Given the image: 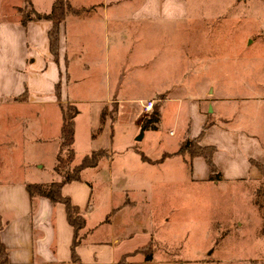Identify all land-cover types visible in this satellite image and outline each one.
I'll return each mask as SVG.
<instances>
[{
    "label": "rangeland",
    "instance_id": "1",
    "mask_svg": "<svg viewBox=\"0 0 264 264\" xmlns=\"http://www.w3.org/2000/svg\"><path fill=\"white\" fill-rule=\"evenodd\" d=\"M47 2L38 0V5L46 9ZM193 5L186 21L162 20L138 30L127 27L114 53L104 22L91 27L75 24L76 29L68 23L69 57L76 60L66 87L71 102L63 103L79 109L76 158L71 166L93 149L109 145L112 138L108 152H113L114 167L133 184L141 183L132 194L146 201L139 209L142 221L133 228L148 229L136 235L134 245L152 239L148 243L154 244V252L172 260L171 264H264L262 173L256 178L195 180L188 156L154 161L178 148L184 131L195 123L190 100L207 95L210 86L240 96L223 104L238 114L237 125L263 117L258 103L243 98L252 95L250 86L259 90L264 85V7L259 0H192V9ZM109 55L112 74L107 75ZM85 62L92 63L89 70ZM113 66L121 70L122 78L115 77ZM180 94L184 103L171 99L160 105L162 125L156 130L144 128L143 119L153 111L144 112L141 100L152 99L156 105L164 97ZM108 99L113 116L114 99L122 101L113 133L110 119L105 123V111L100 118L95 116ZM208 115L212 125L216 117L210 111ZM104 128L107 136H101ZM144 133L145 139L139 140ZM141 153L151 160L144 161ZM148 212L152 221L146 219ZM142 255L133 257L131 264H152L142 261Z\"/></svg>",
    "mask_w": 264,
    "mask_h": 264
},
{
    "label": "crops",
    "instance_id": "2",
    "mask_svg": "<svg viewBox=\"0 0 264 264\" xmlns=\"http://www.w3.org/2000/svg\"><path fill=\"white\" fill-rule=\"evenodd\" d=\"M47 1L46 9H41L38 0H32V3L37 11L48 13L54 0ZM259 1L263 9L264 0ZM71 4L81 11L69 14L61 25L60 58L56 62L48 37L51 21H30L23 25L17 8H24L25 1L0 0V238L8 251V264H79L72 259L75 228L68 219L65 203L53 201L45 195L32 196L28 189V183H50L62 178L55 169L63 125V112L55 86L62 76L63 101L71 102L66 96V87L71 78L70 66L76 59L69 57L68 23L76 29V26L86 24L91 27L104 22L108 46L114 53L118 51L126 29L138 30L162 20L182 22L194 12L192 0H71ZM262 20L264 23L263 17ZM261 29L264 34V25ZM84 54L81 50V59ZM91 65L85 62L84 68L89 70ZM105 67L106 74H112L110 55L106 58ZM113 71H116L117 79L122 78L117 66H113ZM248 91L252 95L243 99L258 103L263 115L260 120L247 119L245 126L234 123L240 120L238 114L227 111L223 104L236 102L240 96L228 95L224 88L216 90L210 86L206 94L213 92L212 96L203 93L199 99L190 100L195 123L184 131L178 148L154 161L164 162L173 155H181L186 160L188 154L177 152L186 138L200 135L210 122V111L216 120L207 128L200 144L217 147L213 158L222 178L260 177L259 168L251 163L250 158L264 163V85L259 90L250 86ZM182 96L164 98L158 107L171 99L184 103ZM110 100L96 110L95 116L100 118L105 111V123L110 119L113 133L122 101L114 99L116 104L112 106L116 116H113ZM162 119L160 108V125ZM103 132L101 136L108 135L107 129L104 128ZM145 137L146 133L142 140ZM112 145L111 138L109 145L93 149L90 153L99 149L109 151ZM190 159L192 177L195 180L210 179V166L206 159L202 156ZM113 160L111 151L97 165L84 168L79 179L66 182L62 187L63 194L70 196L86 218V224L78 231L76 246L81 264H118L123 255L132 254L152 240L145 244L133 243L139 232L148 229L147 226L133 228L142 221L139 209L146 201L132 194L141 187V183L130 182L126 174L114 167ZM148 214L146 219L152 221L151 213ZM136 255L142 254L130 255L127 264H131ZM142 261L173 263L156 250L150 260L143 256Z\"/></svg>",
    "mask_w": 264,
    "mask_h": 264
},
{
    "label": "trees",
    "instance_id": "3",
    "mask_svg": "<svg viewBox=\"0 0 264 264\" xmlns=\"http://www.w3.org/2000/svg\"><path fill=\"white\" fill-rule=\"evenodd\" d=\"M26 6L24 8H17V12L21 16V23L27 25L30 21L49 20L52 26L48 32L50 51L56 62H59L60 58V34L61 25L66 20L69 14H78L81 10L72 6L71 0H54L51 11L48 13H42L34 8L32 0H24ZM62 76L55 86V94L57 100L60 103L63 112V125L61 129V150L57 156V163L55 169L62 175L60 180H55L50 183H28V189L32 196L45 195L50 197L53 201H62L66 205L67 215L70 223L75 228V236L72 242V259L74 262L80 263V258L76 252V246L78 244V231L86 224V218L81 208L72 202L70 196L63 194L62 187L66 182L81 177V171L88 166L97 165L102 158H106L109 152L106 149H99L86 155L82 158L81 162L75 166H71L72 162L76 158L74 144L76 135V116L79 113V109L74 104L63 103L62 96ZM165 98V97H164ZM160 122V110L158 104L154 106L153 112L150 116L143 119L144 128L156 130ZM210 126V122L207 123L200 135L196 138H186L182 143L178 154L189 155L190 158L196 156H202L206 159V162L210 166V179L219 180L222 178V172L215 162L213 155L217 150L213 145H201L200 140L203 137L205 131ZM142 154V153H141ZM145 160H151L146 155H141ZM253 165H256L264 176V163L250 158ZM2 223L0 222V230ZM155 246L152 242L138 247L132 254L123 255L118 264H127L128 257L133 254L143 253L146 258L150 260L153 257ZM0 264H8V251L6 246L0 238Z\"/></svg>",
    "mask_w": 264,
    "mask_h": 264
},
{
    "label": "built area",
    "instance_id": "4",
    "mask_svg": "<svg viewBox=\"0 0 264 264\" xmlns=\"http://www.w3.org/2000/svg\"><path fill=\"white\" fill-rule=\"evenodd\" d=\"M140 103L143 111L146 113L152 112L155 106V101L152 99L141 100Z\"/></svg>",
    "mask_w": 264,
    "mask_h": 264
},
{
    "label": "water",
    "instance_id": "5",
    "mask_svg": "<svg viewBox=\"0 0 264 264\" xmlns=\"http://www.w3.org/2000/svg\"><path fill=\"white\" fill-rule=\"evenodd\" d=\"M142 137H143V134L141 136H139L138 139L140 140V139H142Z\"/></svg>",
    "mask_w": 264,
    "mask_h": 264
}]
</instances>
